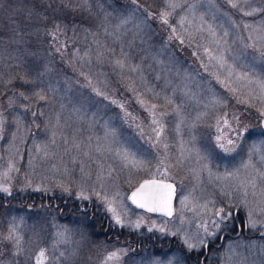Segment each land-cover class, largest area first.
Here are the masks:
<instances>
[{
    "label": "rangeland",
    "instance_id": "rangeland-1",
    "mask_svg": "<svg viewBox=\"0 0 264 264\" xmlns=\"http://www.w3.org/2000/svg\"><path fill=\"white\" fill-rule=\"evenodd\" d=\"M12 1L16 4L0 8V30L6 25L9 30L4 36L0 31V113L5 119L4 138L0 139V186L9 188L8 193L0 194L57 189L60 194L94 204L107 215L108 226L114 225L116 232L123 229L125 235L120 240H107L104 232L89 231L85 223L90 225L92 220L87 213L73 211L66 219L63 215L67 213L62 215L54 206L21 208L20 202L7 205L1 198L0 264H37L41 249L46 250L45 264H104L112 252L119 256L110 264H183L176 253L166 250L133 253L126 236L178 237L183 244L187 238L199 248L198 238L207 239L200 225L208 224L211 230L219 208L243 209L248 224L251 211L257 226L249 227L264 230V213L259 210L264 207L260 204L264 197L259 194L264 191V180L258 176L264 172L263 116L258 110L262 106L248 96L249 89L258 93L259 87L255 83L241 87L242 82L234 77L227 83V69L210 61L205 51L219 55L227 48L228 63L237 71L255 73L254 79L264 80V59L256 49L243 47L251 42L249 32L253 37L264 35V14L245 17L226 0H187L197 5L193 12L185 4L164 24L159 17L166 10V0H147L146 4L141 0H87L82 8L75 9L54 0L62 15L69 9L79 10L75 14L81 19L72 21V14L70 18L52 14L55 7L37 18L31 14L29 0ZM68 2L75 5L83 0ZM175 2L184 4V0ZM261 5L264 0H254L253 6ZM81 10L91 14L82 17ZM23 13H30L31 23L42 30L38 40L33 37L34 26L35 32L31 29L28 37L17 36V18ZM201 15L216 29L217 37L228 32L219 45L200 28ZM182 16H187L183 25ZM47 20L52 27H60L48 47L40 49L38 42L46 39ZM232 22L241 26L234 27ZM243 23L253 28L245 29ZM59 43L61 47H57ZM53 53H58L54 55L55 65L63 68L60 79L44 67L34 70L28 66L35 62L52 64ZM116 60H123L125 67H118ZM20 69L25 73L22 76L17 75ZM20 77L33 83L24 84ZM15 80L22 88L13 86ZM231 88H239L237 95L241 99L247 96L248 103H238ZM20 92L29 99L20 97ZM35 92L46 99L40 100ZM14 104L18 105L13 109ZM153 104L157 119L166 125L161 143L168 144L167 150L154 144L155 125L149 111ZM177 105L179 115L173 113ZM160 112L168 115L161 118ZM177 124L179 132L174 131ZM229 140L233 144H228ZM221 144L234 150L225 151ZM123 150L144 165L135 167L121 160L117 153ZM248 163L255 167L245 168ZM229 173L236 175L228 177ZM149 177L176 183L175 214L170 219L143 214L131 204V191ZM253 177L257 188L248 186L245 208L240 204V181ZM81 192L86 199L81 198ZM105 197L123 226L116 224ZM12 227L19 243L3 239ZM57 233H63V238ZM241 262L264 264V237L226 243L220 264Z\"/></svg>",
    "mask_w": 264,
    "mask_h": 264
},
{
    "label": "snow or ice",
    "instance_id": "snow-or-ice-1",
    "mask_svg": "<svg viewBox=\"0 0 264 264\" xmlns=\"http://www.w3.org/2000/svg\"><path fill=\"white\" fill-rule=\"evenodd\" d=\"M61 3L64 4L65 7L69 8H82L85 4H87V0H83L82 4H75L68 2V0H61ZM226 3L232 8L235 9L237 12L241 13L245 17L254 16L257 13L264 14V5L261 6H253L254 0H226ZM187 4L188 11L190 13L193 12V10L196 8V4H188L187 0H184V4H181L179 2H175V0H166V10H162L160 13V20L164 24H168V18L171 16L172 12H174L177 8H183ZM170 9V11L168 10ZM209 13L212 15L213 19H216L214 13H212V10L209 9ZM187 19V16H182L180 18V24L183 25L185 20ZM201 24L200 28L203 31H206L212 38L213 42L217 45L221 43V40H223L225 37L228 36V32L224 31L223 34L220 37H217L216 29L209 24L205 19L204 16L201 15L199 17ZM229 22H231V19L229 18ZM233 26L239 28L240 24H235L234 22ZM245 29H252L253 26L251 24L243 23L242 25ZM59 29V25L56 26ZM173 33H175V28L172 29ZM249 40L250 43L244 44V48H252L256 49L258 52V55L261 59H264V35H257L256 37L252 36V33L249 32ZM183 42V41H181ZM226 43V41H225ZM228 49H224L220 51L219 55H213L208 49H205L206 52H208L209 60H215L220 68H226L227 69V83H231V78H235V81L242 82L241 87L248 88L249 85L255 83L259 87V92L256 93L252 91L251 89L248 90V96L252 97L255 100H258L261 104V108L258 109L260 111L261 116H264V80L260 79H254L255 73H249L248 71L239 72L236 70L234 64L228 63V58L225 56V51ZM59 51V49H57ZM233 59H236L233 57ZM116 65L123 69L125 67V63L123 60H116ZM130 71L135 72L136 68L132 66H128ZM21 81L24 84L33 83V81L27 80L24 77H20ZM217 79L219 77L217 76ZM8 83H11V80L8 81ZM227 86V84H226ZM233 93V95L237 96V102L238 103H248L247 96L244 99H241L237 94L239 92V88H231L230 89ZM98 94L102 95V93ZM20 97H23V99L27 100L29 99L28 96H26L23 92L18 93ZM34 96L38 97L40 100L46 99L44 95H42L39 92L33 93ZM168 104H173V101L171 99H167ZM115 102V101H114ZM141 104L144 103V101H139ZM149 111L152 116V124L155 125V127L152 128V132L154 133V144H159L164 150L168 149L167 143H161V138L163 134L165 133L166 125L163 123L162 119H157L156 117V105L153 104L150 106ZM173 113L175 115H179V106H175L173 108ZM35 115V113H33ZM168 115L167 112H160V117L163 118L164 116ZM226 122V121H225ZM4 124L5 119L0 113V139H3V132H4ZM179 125L177 124L174 127V131L179 132ZM55 136V133H53V137ZM52 143L55 144V139L53 138ZM228 144H233V141L229 140ZM78 147V145H76ZM47 146H45L46 148ZM221 148H223L225 151H233L234 148H227L224 144L220 145ZM44 156L47 157L49 153L45 150L43 152ZM117 155L120 157L121 160L135 166V167H142L144 165V161H137L134 157L130 158V154L127 152V150H123L121 152H118ZM163 163V160L161 161ZM245 168L255 166L251 163L245 164ZM167 172V169H165V173ZM236 173H229L228 177L235 176ZM258 176L260 180H264V172H258ZM227 178V177H224ZM217 179H221V177H217ZM240 190L242 191L243 198L240 200V204L243 205L245 208H247V196L248 186H251L253 190L257 188L256 183V177H253L248 180H241L240 181ZM0 191L9 192L8 187H2L0 186ZM175 192V188L173 184H166L162 182H158L156 180H146L143 184L140 185L138 189H136L135 192L132 193L131 199L134 203L138 204L141 208H147L150 212H161L165 215L171 216L173 214L172 212V197ZM261 197H264V191H261L259 193ZM99 195V194H97ZM227 195V193H225ZM253 195H257L256 191H253ZM81 198H87L84 196L83 192L80 194ZM107 201V198H104ZM109 203L108 210L114 213L115 222L118 225L123 226V221L121 220V217L118 214H115V209L111 207V202L107 201ZM260 204L264 205V199L260 201ZM259 210L261 213H264V207H259ZM233 215V211H225L224 208H219L215 212V219L211 221V230L209 229L208 224H201L200 227L203 229L206 236H214L218 231L221 229V225L227 221L231 216ZM252 212H248V218H249V226L255 228L256 221L251 219ZM135 227H140L139 223L135 225ZM163 231V229H161ZM15 228L12 227L9 229L8 234L3 237L6 241H15L16 243H19V237L14 235ZM63 233H57V236L59 238H63ZM175 235V233H173ZM185 244L187 245L188 249H194L198 245L190 243L189 240L185 239ZM198 244L199 245H205V239L204 238H198ZM119 256L118 252H112L108 254L106 257L104 264H110L111 261L117 260ZM46 257V250L41 249L39 252V257L37 259V264H45L44 258ZM243 264V262H241Z\"/></svg>",
    "mask_w": 264,
    "mask_h": 264
},
{
    "label": "trees",
    "instance_id": "trees-1",
    "mask_svg": "<svg viewBox=\"0 0 264 264\" xmlns=\"http://www.w3.org/2000/svg\"><path fill=\"white\" fill-rule=\"evenodd\" d=\"M25 3H27V0H23ZM29 4H32L33 6V10L31 12V14H35L37 16V18L39 17V15L44 11V10H48L50 11L51 10V7H55L56 9H53L52 10V14H54L55 16H59V17H66V18H70V15L72 14V21L74 20H79L81 19L78 14H75L77 10H71L69 9V11L67 10L66 14L62 15L59 13V8H57L56 4L54 3V0H29ZM143 4H146L147 3V0H141ZM13 3V4H16L15 1L13 2L12 0H0V8L2 7H5L7 5H10V3ZM118 2H121L120 0H118ZM2 3V4H1ZM122 3V2H121ZM157 5H153V9L156 8L157 10ZM143 7V6H142ZM155 7V8H154ZM50 9V10H49ZM74 11V12H73ZM79 12V10L77 11ZM82 13V17L84 15H90L91 12L90 10H87V11H80ZM5 13V12H4ZM3 13V15H4ZM61 17V18H62ZM17 18V17H16ZM37 18H36V21H37ZM18 20V25L20 28H17L15 31H17V36L19 38H22V37H28L29 36V31H32L35 32L34 27H36V32H35V35L33 34V37L38 40V31H42L41 29L39 30L38 26H35L33 25L32 22V17L30 15V13H23V16L20 15L19 19L17 18ZM49 20L46 21V32H45V37L46 39L44 40V43L43 42H38V45L41 49V47H44V48H47L48 47V41L50 38L54 37L57 33V28L55 27H52L51 25L52 24H49L48 23ZM30 22V23H28ZM7 26V25H6ZM4 26L0 31L2 32V36H4V34H6L7 31H9L8 29H5ZM19 29V31H18ZM14 31V32H15ZM4 32V34H3ZM9 35V34H8ZM10 37V36H9ZM32 38V37H31ZM56 39H58L57 37H55ZM21 47V46H20ZM25 47L24 45L21 47V51H22V48ZM31 48H33V44H30ZM57 47H61L60 46V43L57 45ZM26 51V50H25ZM25 51H23L25 53ZM56 51V50H55ZM22 52V53H23ZM55 54H58V53H53V57H52V64L48 65V66H44L43 64L44 63H41V62H35V63H30L28 64V66L30 67H33L34 70L36 68L40 69V68H46L47 70H49V72H51V75H53L52 77H54L55 79H57V77H63V68L61 67V65H55L54 63V55ZM60 55V54H59ZM61 56V55H60ZM72 58V56L70 57V59ZM63 65V64H62ZM62 68V69H61ZM25 73H22V70L20 69L19 73L17 75L19 76H22L24 75ZM32 75L31 73H28L27 75ZM17 81L18 80H15L14 81V84L13 86L14 87H19V88H22V85L21 83L19 82L17 84ZM15 106L12 107L13 109L18 105V104H14ZM31 110H29L30 112ZM61 191L60 190H53V191H48V190H45L43 192H35L33 190H29L28 192L24 191H20L18 193H15L14 195H11V194H8V195H2L0 194V207H1V198H3V200H5V204L7 205H10L12 204L13 202L15 201H18L20 202V207L21 208H27V207H35V206H38V205H44L46 204L47 206H54V207H57V208H60L59 210L61 211V214L62 212L63 213H67L66 215L62 214L63 216L66 217V219L68 218V216L70 217L71 213L73 211H80L82 213H87L90 215V219L92 220L90 223V225L88 223H85V227L86 229H88L89 231L95 229L93 232H97V233H101V232H104L105 235L104 237L107 238V240H112L110 239L111 238V235L113 233V231L115 230V226L114 225H111V226H108L109 225V221H108V217L107 215H103L102 214V211H98L96 210V207L93 205H91V203H88V200H83V199H76L74 198L72 195H69V194H60ZM34 199V200H33ZM29 205V206H28ZM70 214V215H69ZM91 214L93 215L91 217ZM89 226H92L91 228ZM97 230V231H96ZM123 229H120L119 231V234H121V238L125 235ZM96 234V233H95ZM121 238H119L118 240H120Z\"/></svg>",
    "mask_w": 264,
    "mask_h": 264
},
{
    "label": "flooded vegetation",
    "instance_id": "flooded-vegetation-1",
    "mask_svg": "<svg viewBox=\"0 0 264 264\" xmlns=\"http://www.w3.org/2000/svg\"><path fill=\"white\" fill-rule=\"evenodd\" d=\"M136 209L143 212V214L160 215L143 210L137 206ZM229 211V210H228ZM93 215L91 214V217ZM163 216V215H160ZM166 217V216H163ZM168 218V217H166ZM171 218V217H170ZM168 218V219H170ZM220 231L214 236H207L205 245L199 248L189 250L188 247L178 237H167L158 235H127L126 241L131 246L133 253L142 252L144 249H151L155 252L166 250L177 254V260L182 261L183 264H220L223 258V249L228 241L242 238L260 237V232L249 227L247 217L243 209L235 207L233 215L225 221ZM119 230L113 231L112 240L121 238ZM133 236V237H132ZM264 237V236H262Z\"/></svg>",
    "mask_w": 264,
    "mask_h": 264
},
{
    "label": "water",
    "instance_id": "water-1",
    "mask_svg": "<svg viewBox=\"0 0 264 264\" xmlns=\"http://www.w3.org/2000/svg\"><path fill=\"white\" fill-rule=\"evenodd\" d=\"M261 126H262V129H263V131H264V116H263L262 119H261ZM146 180H156V181H158V182H162V183H166V184H173V185H174L175 192H174L173 197H172V212H173V214H172L171 216H168V215H165V214H163V213H161V212H151V213H155V214H161V215H164V216H166V217H172V216L174 215V213H175L174 200H175L176 189H177V186H176L175 182H173L172 180H169V179H161V178H157V177H149V178H145V179L141 180V181L138 183V185H137V186L131 191V193H130V195H129V200H130V202H131L133 205L139 207L138 204H136V203H134V202L132 201L131 196H132V193L135 192L136 189H138V188L140 187V185L143 184ZM139 208H141V207H139ZM141 209L148 211L147 208H141ZM149 212H150V211H149ZM260 235H261V236H264V231H261V232H260Z\"/></svg>",
    "mask_w": 264,
    "mask_h": 264
}]
</instances>
